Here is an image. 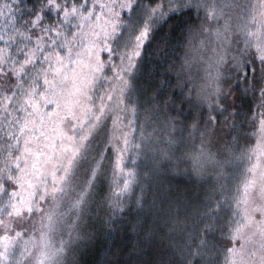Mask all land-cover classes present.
I'll return each mask as SVG.
<instances>
[{
	"label": "snow or ice",
	"instance_id": "1",
	"mask_svg": "<svg viewBox=\"0 0 264 264\" xmlns=\"http://www.w3.org/2000/svg\"><path fill=\"white\" fill-rule=\"evenodd\" d=\"M0 264H264V0H0Z\"/></svg>",
	"mask_w": 264,
	"mask_h": 264
}]
</instances>
